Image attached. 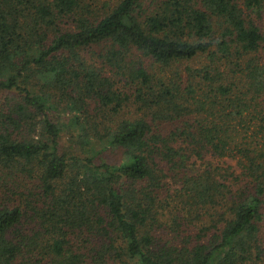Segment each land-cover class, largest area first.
I'll return each instance as SVG.
<instances>
[{
  "label": "trees",
  "instance_id": "obj_1",
  "mask_svg": "<svg viewBox=\"0 0 264 264\" xmlns=\"http://www.w3.org/2000/svg\"><path fill=\"white\" fill-rule=\"evenodd\" d=\"M0 95V264H264V0H0Z\"/></svg>",
  "mask_w": 264,
  "mask_h": 264
},
{
  "label": "rangeland",
  "instance_id": "obj_2",
  "mask_svg": "<svg viewBox=\"0 0 264 264\" xmlns=\"http://www.w3.org/2000/svg\"><path fill=\"white\" fill-rule=\"evenodd\" d=\"M2 98H3V95H0V101L2 100ZM229 161H231V160H229ZM261 236H262V242H263V245H262V248H263V250H264V224H262V227H261Z\"/></svg>",
  "mask_w": 264,
  "mask_h": 264
}]
</instances>
